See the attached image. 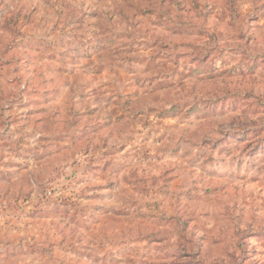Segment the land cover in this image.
<instances>
[{"label": "rangeland", "instance_id": "374dc122", "mask_svg": "<svg viewBox=\"0 0 264 264\" xmlns=\"http://www.w3.org/2000/svg\"><path fill=\"white\" fill-rule=\"evenodd\" d=\"M0 264H264V0H0Z\"/></svg>", "mask_w": 264, "mask_h": 264}]
</instances>
